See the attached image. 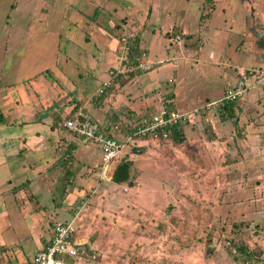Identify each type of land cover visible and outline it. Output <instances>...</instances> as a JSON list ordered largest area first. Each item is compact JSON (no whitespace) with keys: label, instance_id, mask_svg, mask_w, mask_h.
I'll return each mask as SVG.
<instances>
[{"label":"rangeland","instance_id":"1","mask_svg":"<svg viewBox=\"0 0 264 264\" xmlns=\"http://www.w3.org/2000/svg\"><path fill=\"white\" fill-rule=\"evenodd\" d=\"M53 1L0 0V96L3 84L6 86L14 80L20 83L21 78L27 77L37 79L41 75L62 90L54 98L55 105L62 107L81 95L79 99L87 112L101 116L94 98L100 82L109 78V71L119 67L120 38L137 31L141 33L145 28L138 35L142 42L139 61L151 65L148 69L121 73L111 82L110 90L117 80L123 82L113 88L119 100L125 98L124 107L119 108L123 113L105 115L101 126L118 124L120 132L112 135L121 139L140 117L152 114L163 104L186 113L188 120L181 122L184 124L179 143L171 139L143 142L135 138L124 147L121 155L126 154L123 158L130 161L131 171L128 179L120 183L97 179L98 165L93 163L100 162L101 155L93 143L86 141V152L91 159L87 161L93 166L85 172L94 174L89 191L80 198L77 196L70 205L66 204L70 197L60 203L68 194L60 188L65 180L56 181L52 191L34 195L41 208L29 219L43 223V233L48 236L54 221L73 218L77 239L94 252V258L88 257L89 252L81 264H256L263 260L257 252L260 250L256 240L264 237V228L239 224L238 220L258 215L254 209L261 206L264 191L259 192L255 183L262 180L242 178L241 174H255L264 168V159L256 163L242 162L249 159L244 158L246 154H257L256 140L255 145L240 143L244 132L241 133L231 118L222 117L219 106L207 107L206 102L219 99L222 91L239 85L242 93L231 103L235 109L246 98L247 102L258 104L256 114L264 113V70L251 67L261 64L264 68V53L254 55L247 44L245 48L240 44L248 32L261 30L257 32L259 35L249 36L250 42H245L250 48L255 49L253 46L257 45L264 49V0H155L162 19L172 20L177 16L178 24L187 22L181 24L187 27L184 34L182 28L176 27L157 29L156 24L155 31L153 26L147 28V20L143 23L137 15L139 12L144 15L147 10L144 0H136V8L131 12L134 19L119 21L115 19L118 13L131 11L129 0H106L105 3L104 0H81L79 5L91 2L96 5L94 9L83 8L81 13L71 8L76 7L70 5L75 0H66L67 3L59 0L52 5ZM85 11L88 13L82 18ZM210 12L211 18L207 20ZM162 19L159 23H163ZM233 20L238 22L237 29L228 32V24ZM127 22H132L131 25L142 22V25L129 27L125 25ZM74 28L79 42L73 47L86 49L84 59L89 61V70L86 68L84 76L76 82L71 77L61 80L57 75L68 68L64 63V49L66 40L73 38ZM101 34L116 37L117 45L113 48L106 44ZM176 36L178 39H174ZM103 47L110 52H105ZM165 48L173 53L165 55ZM104 54L110 56L106 65L101 63ZM234 67L239 73L242 67L240 76ZM133 75L135 85H131L132 81L127 83ZM239 77H243L244 85L236 82ZM71 85L76 88L72 93ZM225 85L227 88L223 90ZM125 107L133 110L126 111ZM249 109L247 114L253 116ZM46 137L44 149L38 144L36 152L30 153L37 142H29L20 156L52 155L56 145L53 134ZM75 154V161L79 160L81 153ZM16 161H9L10 168ZM115 162L109 164L111 173ZM56 167L61 168L60 161ZM80 167V164L74 167L75 174H79ZM69 207L73 208L69 210ZM20 240L16 238L10 250L18 259L15 261L10 256L6 264L31 261L35 250L32 235L27 234L24 241ZM233 242L245 244L253 252L252 259L242 258L241 254L233 257L235 247L229 252L225 249ZM261 247L264 249V239Z\"/></svg>","mask_w":264,"mask_h":264},{"label":"crops","instance_id":"2","mask_svg":"<svg viewBox=\"0 0 264 264\" xmlns=\"http://www.w3.org/2000/svg\"><path fill=\"white\" fill-rule=\"evenodd\" d=\"M58 1L59 0H54L52 5L57 4ZM62 1L64 3H67L66 0H62ZM129 1L130 3L128 1L127 2L130 5V10H131L130 13L129 14L125 12L118 13L117 16H115V19H118V21L120 19H125V20L134 19V16L131 14V12L136 8V0H129ZM80 2L81 0H75L70 2V5L76 6L71 8L79 13H81L82 9L85 7L92 9L96 8V5L93 4L92 2L88 3L86 6H82L81 4L79 5ZM102 2L105 3L106 0ZM94 3L98 4V2H94ZM154 3L155 0H144V4H147L148 6L147 10L144 15H141L140 14L141 12L137 14L139 18L143 19V23L144 21L147 20L146 27L152 29L151 27L153 26L154 31L156 29V24L158 25L157 29L160 28L164 29L167 26L169 28L170 27H176L177 29L182 28L181 33L184 34L185 32L183 31L186 30L187 27L181 24H187V22L182 21L178 24L179 19L177 18V16L175 19L172 18V20H170L169 17L166 18L164 17V19H162L160 17L161 13L159 12V10H157V4ZM225 5L229 6V4H225ZM213 10L214 9H212L211 12H213ZM99 12L101 13L100 16L102 17L103 15L102 10L99 9ZM211 12L207 20H210L212 15ZM87 13L88 12L85 11L84 16L82 18H84ZM182 14L183 12L181 13V15ZM160 19L164 20L163 23H159ZM232 19L236 20L237 18L233 17ZM131 23L132 22L130 23L127 22L125 23V25L135 28L136 27L140 28V25H142V22L141 24H133V25H131ZM237 23H238L237 21L234 20L231 21V24L230 25L228 24V28H229L228 32L234 30L235 28L237 29L236 27ZM205 26H207V24H205ZM144 30L146 29L142 28L141 33H143ZM75 31L76 30L74 28L73 38L70 39L68 38L66 40V45L64 49V53H65L64 63L68 68L63 69V71L57 75L61 80L64 79L65 77H71L73 81L76 82L78 78L84 76V72L86 71L85 70L86 68H88L89 70V61L87 59H84L86 56L84 50L86 49L80 50V49H75L73 47V46H77L79 42L78 35L75 34ZM102 31L103 29L101 28V32ZM259 31L261 30L258 31L252 30L248 32V35L244 36L242 43H240L244 48H245V44H247L246 46L247 49H249L254 55L255 54L257 55L259 53H264V49H262L261 47L259 48L257 45L253 46L255 47V49L250 48L248 43H246L245 41L250 40L249 36L251 34H257V32ZM141 33L138 32V35L141 36L140 35ZM150 33L153 34L154 32L153 33L150 32ZM107 36L109 35L107 34L102 35V39L105 42H107L106 44H108L109 46L112 45L114 48L117 45V38L114 36L108 38ZM75 39L77 40V42ZM141 44L142 42L140 39L139 45ZM241 45H239L238 47L241 48ZM103 50L105 52H110V50L106 47H103ZM172 53H173L172 50L170 49L168 50L167 48H165V55H170ZM109 57L110 56H108L107 54H104L102 56L101 58L102 65L107 64L105 62L109 60ZM71 63L77 65L78 67L75 68L71 67L70 65ZM254 65L256 66H251V67L256 70L258 69L264 70L261 64H254ZM80 67L82 68V70L80 69ZM102 68H101V72H103ZM239 68H240L239 70H241V73H239L236 70L238 69L237 67L233 68L234 70H236L235 73L236 74L238 73V76H240L243 71L242 67ZM75 69L77 71H75ZM134 76L135 75L130 76L127 80V83L132 81L133 84L131 85H135L136 77ZM87 78L89 79L88 76ZM242 78H240L239 81L236 82L242 83L244 85V81H243L244 79ZM21 79L22 80L20 83L19 80H14L12 82H7L6 86L3 84L2 94L0 96V108L3 109L2 111H0V122L3 123V125L0 126V264H6L5 260L10 256L15 258V261L16 259H18L17 256H15L14 252H10V250L14 248L11 245L16 238L18 240L21 238L20 241H24L27 238V234L29 235L31 234L35 246L34 253L49 240L50 229L48 236H46L45 233H43V231L45 232L43 223H41L40 221L35 222V219H29L33 216L34 212L37 209L41 208V205L39 204V200L34 197L35 194L39 195V193L44 194L46 192L52 191L55 188L56 181L63 179L65 180V182H62V186L60 188L62 189V193H66L68 195H65L61 199L60 203H63L65 199L67 200V198L70 197L71 199L66 201V204L70 205L71 202H74L77 196H79L80 198L83 194L89 191L90 186L92 185L91 177H93L94 174L88 175L85 171L86 170L89 171V168L93 165L94 166L98 165L97 168L99 170V162H97L96 164L93 163V165L90 166V163L87 161L91 159L89 156L90 153L87 154L86 152L88 150L85 146L86 141L76 137H75L76 139L74 140V137L70 135L68 131H66L64 128H60L58 126V122L60 118L69 115L72 108L79 106L82 108L83 112L87 116H89L93 120L98 121V123L100 122L101 124V121H103L105 115L114 116L116 114L117 115L122 114L123 111L119 110V108L121 106L124 107L123 102L125 103L124 100L125 98L119 100L120 98L117 97L118 95L117 90L116 89L113 90V88H116L118 85L123 83L120 82L119 80H117L115 84H113V88L111 90L109 89L108 91L105 92L104 94L105 96H103L100 102L97 104L96 108L99 109L101 113V116H98L92 112L91 114L87 112V110L83 107L82 100L79 99L80 97H82L81 95L79 96L78 99H75L73 97L72 98L73 100L69 101L72 102L71 104L67 102L62 107L55 105L54 98L58 94L62 93V90L60 87L57 86L54 87L52 83H50L46 78H44L41 75H39L37 79L33 77H27ZM54 79L57 80V78ZM65 81H67V79H65ZM233 81L235 82V79H233ZM226 88L227 87L225 85L223 90H225ZM75 90L76 88L74 89V86L71 85V93L74 92ZM223 93L224 92L222 91V95ZM128 97L130 98V96ZM39 98L40 100H37ZM242 100L243 101L245 100V102L243 101L241 102V107L238 110H236L235 106L231 104L228 110L225 111L224 113L230 114L231 115L230 120H232V123L236 124L238 129L241 130V133L244 132V137L241 139L240 143H251L252 145H255L253 141L256 140L257 142L259 148L257 150V154H255V152H253V154L251 153L246 154L244 158L249 157V159H244V161L242 160V162L244 163L246 161L250 163L263 162L264 113H262L261 116L259 114H256L255 111L256 109H258L257 103H251V101L247 102L248 99L246 100V98L245 99L242 98ZM88 102H89V98H88ZM106 106H108V110L105 109ZM141 108H144V106H141ZM125 109L126 111H128L131 110L132 108L125 107ZM247 109L252 111L253 116H249V114H247L246 112ZM38 114H40L41 116L39 117ZM93 116H96L98 119H94ZM243 118L245 119L244 121ZM1 120H5L6 123ZM38 122H42V124L40 125ZM212 124L214 123L212 122ZM214 128L215 125L212 129ZM62 130H64L65 133H63ZM28 131H30V133H28ZM52 134L54 141L56 143V145L53 147L52 155H48L47 157L44 156L43 158V154L42 153L39 154V152L41 151H37V153L39 154L38 156H34V157L29 156L30 153L36 152L35 148L37 147L38 144L40 145L42 144L41 149H44L47 146V145L44 146L47 140L46 136L47 135L51 136ZM34 141H36L37 143L34 144V147L32 148L31 152L28 154V156L21 157L20 155L23 154L26 150V143L29 142L33 143ZM64 141L66 142L64 143ZM68 147L69 150L68 149L66 150V148ZM134 151L136 150L134 149ZM75 152L81 153L80 159L76 160L78 161L77 163H74L76 159ZM125 155H121V157L118 160L122 159ZM13 156H15L14 159H16L17 161H16V165H13L14 167L10 168L9 161L11 162L14 160ZM9 158L10 160H8ZM59 161L61 162L60 169L56 167V164ZM78 164H80L81 167L79 171H77V173H79L77 175L74 173V167L77 166ZM87 165H89V167H87ZM95 175L97 179L101 180V178L99 177V171ZM241 175L242 178L245 177V178H254V179L262 180L263 182L259 181L255 183V186H257L259 192L264 191V168L262 169L260 168V170L256 171L255 174L252 173L250 175H247L246 173H242ZM68 185H70V188ZM260 201H261V206L254 209L255 210L254 213L258 214L256 218L241 219L243 221H249L248 223L249 226L264 228V196ZM252 202L255 205V201L252 200ZM72 208L69 207V210ZM263 239L264 237L256 240V244L258 245V248L260 250L257 252L261 254V256L264 258V249L261 247ZM87 252H90V249H88ZM16 264H19V262H17Z\"/></svg>","mask_w":264,"mask_h":264},{"label":"built area","instance_id":"3","mask_svg":"<svg viewBox=\"0 0 264 264\" xmlns=\"http://www.w3.org/2000/svg\"><path fill=\"white\" fill-rule=\"evenodd\" d=\"M131 35L132 33H129L120 38V55L117 58L119 67L109 71V78L100 82L95 95L103 94L119 74L150 67V63L138 61L133 64V62H129L127 41ZM174 39H178V36ZM241 93L242 89L239 85L229 88L219 99L206 102V106H219L233 102ZM185 120H188L186 113H179L170 108L168 104H163L152 114L140 117L138 122L131 125L130 130L120 139L112 135L113 132H120L118 124L103 128L100 123L91 119L81 107L77 106L71 109L69 115L60 118L58 126L64 128L73 137L90 141L97 147L101 155L99 177L108 179L111 176L109 164L121 157L122 149L129 145L133 139L137 138L143 142L167 140L171 128ZM87 251L84 243L76 237L73 218L70 221L57 220L51 225L49 240L33 254L29 264H81V260L89 255ZM89 257L94 258L93 251H90Z\"/></svg>","mask_w":264,"mask_h":264},{"label":"trees","instance_id":"4","mask_svg":"<svg viewBox=\"0 0 264 264\" xmlns=\"http://www.w3.org/2000/svg\"><path fill=\"white\" fill-rule=\"evenodd\" d=\"M139 40H140V38L138 36V32H134V33H132V35L130 36V38L127 41V44H128L127 57L129 59V62L130 63L133 62V64H136L140 60L139 58L142 54V51L139 49L140 48L139 47ZM106 90L104 91L103 94L96 95V97L94 98L96 100V101H94L95 105H97L100 102L101 98L103 96H105L104 94H105ZM231 103L232 102H228V103L219 105L218 109L220 111H222V117H224V118H230L231 117L230 114L224 113L225 111L228 110ZM183 124L181 125V122H180V124L171 128V130L169 131V134H168V139H171L173 142L179 143L182 140L181 138H182V126H183ZM67 149L69 150V147L66 148V150ZM129 163H130V161L124 160L123 158L116 162L115 167H114V169L111 173V176H110V179L112 182L120 183V182H124L128 179V175H130L129 173L131 171V165L129 167ZM238 221H241L239 224L249 223V221H244V223L242 222L243 220H238ZM84 247L86 249H88L85 245H84ZM231 247H235V249H236L235 252L231 254L232 256L234 254L233 257H236L237 254H238V256H240V254H241L242 258H245L247 260L252 259L253 252H249L247 250L245 244H243V243L239 244L237 242H233L229 246H226L225 249H227V251L229 252ZM263 262H264V258H263V260L257 261L256 264H264ZM251 264H254V263H251Z\"/></svg>","mask_w":264,"mask_h":264}]
</instances>
